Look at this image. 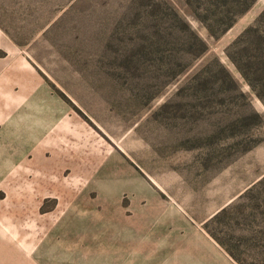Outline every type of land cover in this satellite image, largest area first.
Instances as JSON below:
<instances>
[{
	"label": "rangeland",
	"instance_id": "rangeland-1",
	"mask_svg": "<svg viewBox=\"0 0 264 264\" xmlns=\"http://www.w3.org/2000/svg\"><path fill=\"white\" fill-rule=\"evenodd\" d=\"M0 264H264V0H0Z\"/></svg>",
	"mask_w": 264,
	"mask_h": 264
}]
</instances>
